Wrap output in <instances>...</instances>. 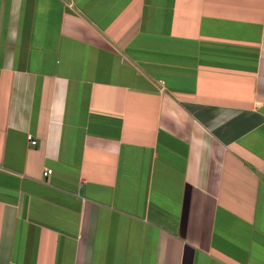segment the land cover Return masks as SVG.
Returning <instances> with one entry per match:
<instances>
[{
	"label": "crops",
	"instance_id": "0c3cea01",
	"mask_svg": "<svg viewBox=\"0 0 264 264\" xmlns=\"http://www.w3.org/2000/svg\"><path fill=\"white\" fill-rule=\"evenodd\" d=\"M0 264H264V0H0Z\"/></svg>",
	"mask_w": 264,
	"mask_h": 264
},
{
	"label": "built area",
	"instance_id": "2783aa9c",
	"mask_svg": "<svg viewBox=\"0 0 264 264\" xmlns=\"http://www.w3.org/2000/svg\"><path fill=\"white\" fill-rule=\"evenodd\" d=\"M28 138H29V140H32V136H28ZM32 144H36V142L34 141V140H32ZM52 174V170H50V169H47V170H45V172H44V176L45 177H47V176H49V175H51Z\"/></svg>",
	"mask_w": 264,
	"mask_h": 264
}]
</instances>
